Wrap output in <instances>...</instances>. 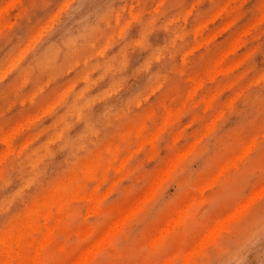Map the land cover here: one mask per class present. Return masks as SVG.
<instances>
[{
	"label": "clouds",
	"instance_id": "1",
	"mask_svg": "<svg viewBox=\"0 0 264 264\" xmlns=\"http://www.w3.org/2000/svg\"><path fill=\"white\" fill-rule=\"evenodd\" d=\"M0 264H264V0H0Z\"/></svg>",
	"mask_w": 264,
	"mask_h": 264
},
{
	"label": "rangeland",
	"instance_id": "2",
	"mask_svg": "<svg viewBox=\"0 0 264 264\" xmlns=\"http://www.w3.org/2000/svg\"><path fill=\"white\" fill-rule=\"evenodd\" d=\"M219 31V30H218Z\"/></svg>",
	"mask_w": 264,
	"mask_h": 264
}]
</instances>
